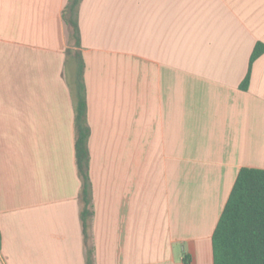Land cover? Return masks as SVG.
Segmentation results:
<instances>
[{
	"label": "crops",
	"instance_id": "1",
	"mask_svg": "<svg viewBox=\"0 0 264 264\" xmlns=\"http://www.w3.org/2000/svg\"><path fill=\"white\" fill-rule=\"evenodd\" d=\"M68 0H0V264H87ZM95 264H214L264 169V0H82ZM185 256L190 260L185 262Z\"/></svg>",
	"mask_w": 264,
	"mask_h": 264
},
{
	"label": "trees",
	"instance_id": "2",
	"mask_svg": "<svg viewBox=\"0 0 264 264\" xmlns=\"http://www.w3.org/2000/svg\"><path fill=\"white\" fill-rule=\"evenodd\" d=\"M81 1L68 0L63 10V18L68 26L71 42L67 52L70 58L72 56L76 61L72 91L75 100V150L78 173L82 182L80 199L83 208L80 217L87 246V264H95V246L91 234L94 210L89 174L91 128L88 122L85 61L80 49L82 43L78 19ZM263 53L264 43L257 42L241 88L247 89L251 65ZM212 243L214 264H264V169L243 167L240 170L215 228ZM189 261L185 256V262L189 263Z\"/></svg>",
	"mask_w": 264,
	"mask_h": 264
},
{
	"label": "rangeland",
	"instance_id": "3",
	"mask_svg": "<svg viewBox=\"0 0 264 264\" xmlns=\"http://www.w3.org/2000/svg\"><path fill=\"white\" fill-rule=\"evenodd\" d=\"M75 69H76V61L74 57L71 56L69 60V68H68L67 76L70 77L71 74L74 73Z\"/></svg>",
	"mask_w": 264,
	"mask_h": 264
}]
</instances>
